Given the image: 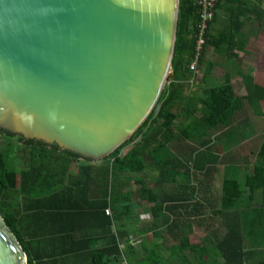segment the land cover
Instances as JSON below:
<instances>
[{
	"label": "trees",
	"instance_id": "1",
	"mask_svg": "<svg viewBox=\"0 0 264 264\" xmlns=\"http://www.w3.org/2000/svg\"><path fill=\"white\" fill-rule=\"evenodd\" d=\"M197 1L178 0L172 73L144 124L111 153L95 161L4 138L0 214L27 264H135L142 250L161 264L162 249L166 264H264V129L249 123L264 122V88L244 74L232 83L224 69L247 54L245 25L264 30V0H217L196 59Z\"/></svg>",
	"mask_w": 264,
	"mask_h": 264
},
{
	"label": "water",
	"instance_id": "2",
	"mask_svg": "<svg viewBox=\"0 0 264 264\" xmlns=\"http://www.w3.org/2000/svg\"><path fill=\"white\" fill-rule=\"evenodd\" d=\"M178 0H0V138L95 161L172 73ZM0 214V264H27Z\"/></svg>",
	"mask_w": 264,
	"mask_h": 264
},
{
	"label": "rangeland",
	"instance_id": "3",
	"mask_svg": "<svg viewBox=\"0 0 264 264\" xmlns=\"http://www.w3.org/2000/svg\"><path fill=\"white\" fill-rule=\"evenodd\" d=\"M242 34H244L245 41L248 42L247 45V54L243 56L241 59L242 61L239 64H233V63H226L224 65V69L231 74V79L233 83H240L241 77L240 74L244 75H250L252 76L253 80L257 84H261V86L264 87V62H262V56L264 54V30L257 28L253 24H247L242 29ZM196 78H199L198 76L202 75L201 71H197ZM216 76H219L217 72L215 73ZM220 77H215L216 80H210L208 82V86H217V84L220 82L218 80ZM222 81V80H221ZM253 117V116H252ZM250 120V119H249ZM264 120V119H263ZM251 123V126L263 130L264 129V122H260L259 119H253L249 121ZM264 131V130H263ZM260 130L258 131V135L254 137L253 142L250 144H253V146L259 145L261 142L262 136H260ZM4 138H0V147H5L3 145ZM242 149L240 151L247 152L245 150H248L247 143H242ZM236 153V152H235ZM233 154V151H232ZM225 157L227 159V154H225ZM215 193H219L218 190H215ZM215 195V194H214ZM216 197L218 196L215 195ZM260 199V198H259ZM201 235L200 233L197 234V237ZM138 243H141V240L135 239L134 242L131 244L135 247H137ZM159 262L161 264H166L164 257L158 258Z\"/></svg>",
	"mask_w": 264,
	"mask_h": 264
},
{
	"label": "built area",
	"instance_id": "4",
	"mask_svg": "<svg viewBox=\"0 0 264 264\" xmlns=\"http://www.w3.org/2000/svg\"><path fill=\"white\" fill-rule=\"evenodd\" d=\"M217 0H198V16H199V22L197 24V33L198 37L195 42V53H196V59L200 55L202 46L205 43L204 33L206 32L207 25L209 22L212 21L214 15H215V8H216ZM196 62H194L191 66V69H195ZM105 214L110 216L111 212L109 209L105 210ZM134 242V238L131 237L130 240ZM134 239V240H133ZM138 243L137 245H139Z\"/></svg>",
	"mask_w": 264,
	"mask_h": 264
},
{
	"label": "crops",
	"instance_id": "5",
	"mask_svg": "<svg viewBox=\"0 0 264 264\" xmlns=\"http://www.w3.org/2000/svg\"><path fill=\"white\" fill-rule=\"evenodd\" d=\"M262 7L264 8V1H263V5H262ZM217 25H215L214 26V31L212 30V33L213 34H216V29H221V25H219V23H216ZM243 36H244V34H243ZM224 65H225V63H224ZM199 78L197 79L198 80V82L200 81V79H201V77H202V75H200V76H198ZM231 82L233 83V81H232V79H231ZM258 86H261V84H258ZM261 87H263V86H261ZM264 88V87H263ZM231 149H232V147H231ZM250 149L248 148V150H245V151H249ZM243 154H245V152L243 151ZM252 167L253 166H251L250 168L252 169ZM214 193V192H213ZM257 197H259V198H261V196L258 194L257 195ZM138 216H139V222H141L142 224H143V229H147V230H149V231H151V230H153L154 228L150 225V224H148L149 223V220H150V216L147 214V213H145V211H144V209L141 207L139 210H138ZM201 235H199V237H202V236H204V233H200ZM150 236V235H149ZM142 243H143V241H141ZM177 244V242L176 241H174V245H176ZM99 247H101L102 246V243L100 242L99 243V245H98ZM121 248H123V244L121 245ZM135 249H141V247L140 246H137ZM151 249H152V247H151ZM50 251H51V249H49ZM48 252V251H47ZM46 252V253H47ZM162 255L164 256V260H166L167 258H168V252L165 250H163L162 249ZM176 258V257H175ZM62 262H56V261H45V263L44 264H61ZM89 263V261L88 260H83V262L82 263H80V262H73V261H71V262H67V263H64V264H88ZM148 263V257H147V252L145 251V250H142L141 252H140V254H139V258H138V261H136L135 262V264H147ZM172 264H181L180 263V260H179V258H177V259H174L173 260V262H172Z\"/></svg>",
	"mask_w": 264,
	"mask_h": 264
}]
</instances>
